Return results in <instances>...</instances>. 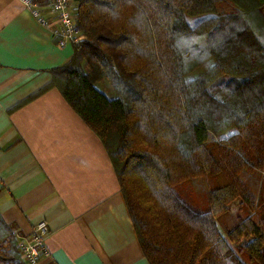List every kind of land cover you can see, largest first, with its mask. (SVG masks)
I'll use <instances>...</instances> for the list:
<instances>
[{
  "label": "trees",
  "instance_id": "obj_1",
  "mask_svg": "<svg viewBox=\"0 0 264 264\" xmlns=\"http://www.w3.org/2000/svg\"><path fill=\"white\" fill-rule=\"evenodd\" d=\"M74 1L73 53L31 97L57 86L101 138L150 264H264V0ZM199 176L207 210L179 192ZM19 235L0 213V264H27Z\"/></svg>",
  "mask_w": 264,
  "mask_h": 264
},
{
  "label": "crops",
  "instance_id": "obj_2",
  "mask_svg": "<svg viewBox=\"0 0 264 264\" xmlns=\"http://www.w3.org/2000/svg\"><path fill=\"white\" fill-rule=\"evenodd\" d=\"M30 1L0 0V213L21 235L47 222L34 264H150L101 138L57 86L31 97L73 44L53 0Z\"/></svg>",
  "mask_w": 264,
  "mask_h": 264
},
{
  "label": "built area",
  "instance_id": "obj_3",
  "mask_svg": "<svg viewBox=\"0 0 264 264\" xmlns=\"http://www.w3.org/2000/svg\"><path fill=\"white\" fill-rule=\"evenodd\" d=\"M30 4V0H25ZM74 0H53V7L57 12V19L61 27L57 30L60 35V44L65 45L72 40L77 39L78 32L75 30V19L73 15ZM49 233V227L45 220H39L35 223L32 231L27 235H19V251L27 264L36 263L42 256L48 252L46 238Z\"/></svg>",
  "mask_w": 264,
  "mask_h": 264
},
{
  "label": "rangeland",
  "instance_id": "obj_4",
  "mask_svg": "<svg viewBox=\"0 0 264 264\" xmlns=\"http://www.w3.org/2000/svg\"><path fill=\"white\" fill-rule=\"evenodd\" d=\"M208 65L201 66L199 69L192 72V76H196L197 74L203 72ZM98 86L104 89L109 96H114V90L112 89L110 83L107 80H101L98 82ZM243 179L250 180L251 184H253L256 189L257 184L260 181V173L259 172H248L242 174ZM210 182L206 176H199L193 178L189 184H187L186 188L181 187L179 189L180 195L194 208L198 210H207L210 207L209 202V194H210ZM256 190V191H257ZM239 202L235 201L232 205V211L234 214L242 213L239 209Z\"/></svg>",
  "mask_w": 264,
  "mask_h": 264
}]
</instances>
